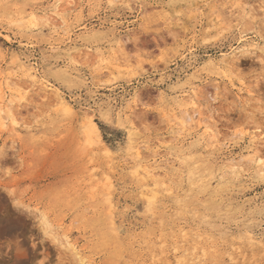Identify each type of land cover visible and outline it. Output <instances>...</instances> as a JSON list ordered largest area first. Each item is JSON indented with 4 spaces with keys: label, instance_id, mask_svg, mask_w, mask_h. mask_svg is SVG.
<instances>
[{
    "label": "rangeland",
    "instance_id": "rangeland-1",
    "mask_svg": "<svg viewBox=\"0 0 264 264\" xmlns=\"http://www.w3.org/2000/svg\"><path fill=\"white\" fill-rule=\"evenodd\" d=\"M57 1L0 0V264H264V0Z\"/></svg>",
    "mask_w": 264,
    "mask_h": 264
},
{
    "label": "bare ground",
    "instance_id": "bare-ground-1",
    "mask_svg": "<svg viewBox=\"0 0 264 264\" xmlns=\"http://www.w3.org/2000/svg\"><path fill=\"white\" fill-rule=\"evenodd\" d=\"M56 4H57V8L59 9L60 8L59 4H61L60 3V0H58L56 2ZM38 17H39L38 15H35V14L32 15L31 21L33 20V23L35 24V26H38V24H37V23H39L38 22V20H39ZM42 24L45 27H50V25H51V23L50 22H47V21H44ZM109 33L112 34V36L114 37L115 42L117 44H120L122 42V37L123 36L121 35V33H118L117 27L115 25H113V28L109 31ZM244 42L245 41L243 39H240V41L238 43L239 44H243ZM74 49H77V48H74ZM238 50H239V48H237V49L236 48L235 49L232 48L230 50V53H228V54L223 53L221 60L219 62H216V63L214 62V64H217V65H225V66H227L229 68L234 67V65L236 64L235 63V59H236V57L238 55V52H237ZM73 51L74 50L68 51V53H69V63L74 68V70L76 71V73H79L78 71H80V69H79L78 65L80 63L79 62L80 60H77V59L81 57V55L83 54V51L82 50H80V51L76 50L75 52H73ZM15 64L17 66L23 68V63H22V60L21 59H19V61H16ZM30 77H31V80L33 81L34 88L37 87V88H40V90H41V88H42V90H46V91L49 90L50 87L47 86V85H45L43 82H41V83L38 82L36 76H32L31 75ZM1 78H3V82H4L3 84L5 85V87L3 89L1 88L2 95L0 96V109L3 108V110L4 109L7 110V112L4 114L7 117L4 116V115H3L4 116L3 117L0 114L1 123H2V125H4L6 123L7 118H10L13 121H16V118H15L16 115L14 114L15 112L13 113L12 105L14 104V101L17 98H18V101H23L24 102L26 100V98L28 97V92H27V89L24 88L25 85L23 86L22 85L23 83L22 82H19V80H18V82H15L14 77L11 74H7V75H4V76H0V79ZM7 95H9L13 100H11L9 98L10 102L7 100L9 103L8 104H5V100H6ZM60 100L62 101V98ZM64 108L66 109V111L69 114H73L74 113L73 107L70 106L66 102L64 103ZM3 110H1V111H3ZM84 114L86 116H89L90 113L87 111V113H84ZM187 119H191L192 120V118H189V117H187ZM253 151L254 150L252 148L249 149V152L250 153L253 152ZM245 158L246 157H243V158H240V159H233V158L230 159V161L227 162V164L229 163V169L232 170L236 174L237 171H238V169L241 167L243 161L245 160ZM255 159L261 160L259 158V156H257V154H255L248 161L249 162L255 161ZM158 167H159V165H158ZM154 172H155V170H147L146 171L147 177L152 178L154 176Z\"/></svg>",
    "mask_w": 264,
    "mask_h": 264
}]
</instances>
